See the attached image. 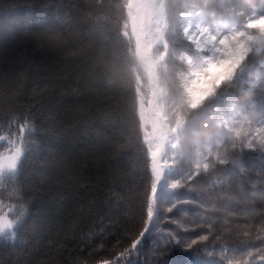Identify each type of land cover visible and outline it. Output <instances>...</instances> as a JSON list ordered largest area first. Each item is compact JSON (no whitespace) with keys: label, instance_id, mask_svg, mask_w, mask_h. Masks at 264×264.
<instances>
[{"label":"snow or ice","instance_id":"snow-or-ice-1","mask_svg":"<svg viewBox=\"0 0 264 264\" xmlns=\"http://www.w3.org/2000/svg\"><path fill=\"white\" fill-rule=\"evenodd\" d=\"M52 7L37 37L49 43L76 23L74 12ZM87 7L80 23L96 38V69L117 93L105 114L104 138L123 141L115 149L121 167L133 150L142 157L149 179L133 209L138 235L103 264L126 257L133 264L149 234L166 249H183L185 264H264V0H91ZM4 125L0 189L8 194L0 192V238L26 249L31 241L23 237L37 227L28 224L22 181L47 132L32 111L11 105ZM143 175L137 173L141 186ZM208 177L222 179L209 183ZM130 190L109 189L116 213L122 202L131 203L121 195ZM185 205L205 234L191 238L181 219L168 216L173 209L188 216ZM241 216L244 223L230 231L244 239L209 245L210 238L222 239L213 229L217 220ZM168 221L183 233L167 229ZM156 264L171 261L157 258Z\"/></svg>","mask_w":264,"mask_h":264},{"label":"trees","instance_id":"trees-1","mask_svg":"<svg viewBox=\"0 0 264 264\" xmlns=\"http://www.w3.org/2000/svg\"><path fill=\"white\" fill-rule=\"evenodd\" d=\"M90 2L0 0V128L6 127L5 108L11 105L17 111H32L47 132V144L22 181L24 202L31 212L28 224L30 228L35 225L37 232L29 231L23 237L31 241L26 249H12L0 238V261L103 264L128 248L140 231L133 209L137 200L144 199L149 179L143 175L142 157L133 150L123 158L121 167L115 149L123 141L104 138L105 114L111 113L109 106L117 93L102 83L95 66L96 38L80 23ZM53 5L74 12L76 23L49 43L37 37L40 23L55 11ZM137 173L143 175V186ZM207 179L211 183L222 178ZM115 184L131 189L121 193L131 203L122 202L118 213L109 192ZM0 192L7 197L6 191ZM257 211H261L259 204ZM182 221L191 238L205 234L198 227L203 226L201 219L191 212ZM228 221L213 224L222 239L210 238L209 245L244 239L230 231L235 224L244 223L243 217H228ZM138 247L139 253L131 257L133 264H156L157 258L171 264L186 261L183 249H166L152 234Z\"/></svg>","mask_w":264,"mask_h":264},{"label":"rangeland","instance_id":"rangeland-1","mask_svg":"<svg viewBox=\"0 0 264 264\" xmlns=\"http://www.w3.org/2000/svg\"><path fill=\"white\" fill-rule=\"evenodd\" d=\"M254 2L257 3V4H259V3L261 2V0H254ZM184 207L186 208V210H188V211L191 212L194 216H196V215L194 214V212L190 210V209H191V206H190V205H185ZM168 216L171 217L172 220H175V219H181V223L184 225V228H186L185 224H184L183 221H182L183 217L181 216L180 213L177 212L176 209H175V211H174V213H173L172 216L169 215V214H168ZM196 217H197V216H196ZM167 229H170V230H179V231L182 232V233H183V231H184L183 228H179V229H177V225L174 224V223H172L171 221H168V222H167ZM152 235H154V234H152ZM154 237H155L156 239L159 240V238H158L157 235H154ZM185 238L188 239L189 236L186 235ZM210 251H212V250H210ZM215 251L218 252L219 249H217V250H215Z\"/></svg>","mask_w":264,"mask_h":264}]
</instances>
